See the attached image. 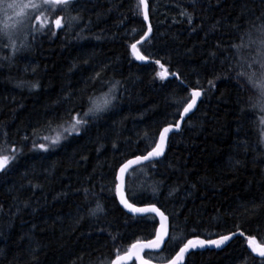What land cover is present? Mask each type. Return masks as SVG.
I'll return each mask as SVG.
<instances>
[{
    "label": "trees",
    "instance_id": "obj_1",
    "mask_svg": "<svg viewBox=\"0 0 264 264\" xmlns=\"http://www.w3.org/2000/svg\"><path fill=\"white\" fill-rule=\"evenodd\" d=\"M136 2L77 0L71 14L79 22L68 27L67 13H59L65 26L57 30V13L47 12L44 23L13 42L0 28V155L16 150L0 173V264H109L117 250L150 239L158 219L128 213L114 175L178 121L195 89L202 100L155 168L138 166L127 176L130 202L163 205L169 216L173 243L151 259L168 262L195 236L242 232L219 248L190 253L184 264H264L247 246L249 236L264 244V113L254 107L264 101V0H148L152 34L138 45L148 64L131 48L147 30ZM155 60L180 79L160 80ZM249 63L255 84L237 76ZM116 82L109 111L88 117L79 135L64 131L83 118L88 96L102 104ZM97 202L104 211L92 216Z\"/></svg>",
    "mask_w": 264,
    "mask_h": 264
},
{
    "label": "snow or ice",
    "instance_id": "obj_2",
    "mask_svg": "<svg viewBox=\"0 0 264 264\" xmlns=\"http://www.w3.org/2000/svg\"><path fill=\"white\" fill-rule=\"evenodd\" d=\"M77 3V0H39V2H33L30 5H18V4H7L6 9H14L16 7L28 8L30 7L35 13H38L39 17H42L47 12L57 13L56 18L54 20L55 29L59 30L65 26V16L60 15L59 13H67V21L68 27H71L73 23H77L80 21L81 17L79 14L72 15V11L74 10V5ZM195 0H193V4ZM135 11L137 14L143 16L144 21L149 20V2L148 0H137L135 4ZM181 15L187 16L188 22L191 23L192 14L187 12V10L183 11ZM152 33V25L148 23L146 32L143 33L140 39L136 40L135 43L131 45L133 50V54L135 58L140 61H147L149 59L148 56L141 54L139 49L137 48V44H142L145 40L148 39L150 34ZM52 35H55V31H52ZM250 43H255L251 39V33H248ZM11 37H9L10 39ZM260 51L258 52V56L264 57V40L260 41ZM239 48V45L236 46ZM214 55V54H213ZM155 63L160 65L163 71L156 73L160 80H167L169 77V73L167 69L164 68V65L160 63V60H155ZM252 63H261V61L254 58ZM252 63L248 64L249 72H239L237 76H244L251 84L256 83L257 72L252 70ZM99 73L96 74V77H99ZM172 76L180 79L178 72H172ZM218 78V77H217ZM181 84L184 83L183 80L180 81ZM26 82H21L18 86L22 87ZM111 83V82H110ZM119 82L111 84L109 91L103 94V103H98L93 99L92 96H88L87 100L90 102V106L87 111L82 113L83 118H77L75 122L71 125L70 128H65L64 131L71 134L75 132L79 135V128L82 126H86L88 123V117L95 118L96 116L109 111L113 106V102L117 99L115 92L117 90V85ZM199 85V81L196 82ZM210 85L214 87L213 81H208ZM28 86L31 88H38V83H30L28 82ZM259 86L262 90V95H264V64H261V74H260V82ZM202 95L200 90H193L191 93V98L188 99L185 104L182 106V114L180 115V121L184 120L185 116H188L189 113L193 111L196 107L197 99ZM258 107L262 113H264V101L260 102L258 105L254 106ZM180 111V109H178ZM52 122L49 121L48 125L51 126ZM180 129V123L175 122V127L173 124H168L164 126L162 130L158 133V137L154 139L150 145V150H147L144 153L135 155L133 159H128L126 162L121 163L118 166V169L114 175L113 179V187L116 194L120 198V203L124 206L125 209L130 213L138 214V215H152L153 219L158 217L157 224L154 227L153 233L151 234V238L147 240H136L135 243H132L130 248H128L123 254H120L119 250L115 253V259L110 260L109 264H128L129 261H132L135 258L139 264H152L151 261V252L158 251L165 245V241L168 240L169 246L172 245L173 240L169 238V216L165 214V211L162 210L163 205L157 206L156 203H148L143 207H138L135 203L130 202L129 195L134 197V193H129L126 187V176L130 175V169L134 172V165L136 166H144L155 168L156 163L159 162V158L163 157L165 154V149L167 145V140L169 133H172L174 130L178 131ZM6 135V133L4 134ZM66 138V137H64ZM145 138H147V133L145 134ZM43 140H48V136L42 137ZM61 142V137L58 135L55 139L51 140V144L53 146L58 145ZM33 147H38L43 151H48V147L44 143H39L38 145L33 142ZM113 147H116L114 144ZM13 155L11 157L7 155H0V172L5 171L8 167L9 163L16 159V150L11 149ZM147 162V163H146ZM85 192L88 190L85 189ZM159 191L158 186L153 187V193L155 194ZM171 194V193H170ZM103 206L97 202L96 207L90 210V215L96 216L100 213H103ZM194 231V230H193ZM241 236L244 234L241 232ZM231 239V236L224 235L220 236L219 239H200L199 236H195L191 239H187L182 243V246H179V250L175 252V255L172 256L168 260V264H184L185 255L189 253L191 250H195L197 248H204L207 245H215L219 248L225 242ZM115 240V237H113ZM249 246L252 251L255 252L258 256L264 257V244L258 243L255 236H249ZM150 250V256L148 259L142 255L145 250Z\"/></svg>",
    "mask_w": 264,
    "mask_h": 264
},
{
    "label": "rangeland",
    "instance_id": "obj_3",
    "mask_svg": "<svg viewBox=\"0 0 264 264\" xmlns=\"http://www.w3.org/2000/svg\"><path fill=\"white\" fill-rule=\"evenodd\" d=\"M33 2H39V0H0V28L3 32V35H5L7 38L11 37L9 39L10 42H13L15 38L23 35V33L29 34L30 31L28 28L30 26H34V23L37 24L40 21L41 23H44V21L43 16L37 19L39 14L35 13L30 7H16L14 9H6L5 6L7 4L30 5ZM26 26L27 29L25 28Z\"/></svg>",
    "mask_w": 264,
    "mask_h": 264
},
{
    "label": "water",
    "instance_id": "obj_4",
    "mask_svg": "<svg viewBox=\"0 0 264 264\" xmlns=\"http://www.w3.org/2000/svg\"><path fill=\"white\" fill-rule=\"evenodd\" d=\"M151 21H150V11H149V20L148 21H146V23L148 24V23H150ZM152 34V33H151ZM151 34H150V36H151ZM149 36V37H150ZM148 37V38H149ZM137 48H138V45H137ZM139 49V48H138ZM140 51V50H139ZM132 52H133V50H132ZM141 52V51H140ZM141 54H143L142 52H141ZM135 56V55H134ZM138 61H140V60H138ZM149 61V59L147 60V61H140V62H148ZM165 68V67H164ZM166 69V68H165ZM170 77H174V76H172L171 74L169 75V77L168 78H170ZM196 90V89H195ZM193 91V90H192ZM201 91V90H200ZM201 97H202V95L197 99V103H196V107L193 109V111L191 112V113H189L188 114V116L189 115H191L196 109H197V107H198V104H199V102H200V99H201ZM188 116H185L184 117V120H186V118L188 117ZM184 120L183 121H180V119H179V123H180V129L178 130V131H176V130H174L172 133H169V136H168V140H167V145H166V149H165V153H166V150H167V147H168V143H169V138H170V136L173 134V133H178V132H180L181 130H182V125H183V123H184ZM173 127H175V124H173ZM162 158V157H161ZM131 159H133V158H131ZM160 159V158H159ZM147 163V162H146ZM135 167H137L136 165H134L133 166V168H135ZM131 170V169H130ZM129 170V171H130ZM1 173V172H0ZM126 179H127V176H126ZM117 198H118V200H119V203H120V198H119V196L117 195ZM120 205L124 208V206L120 203ZM138 207H143V206H139V205H137ZM145 206V205H144ZM125 209V208H124ZM127 212H128V210L127 209H125ZM128 213H130V212H128ZM130 214H133V215H138V214H134V213H130ZM158 218V217H157ZM168 223H169V235H170V220L168 221ZM241 232H239V233H235V234H229V236H231V239L230 240H232V239H234L237 235H239ZM217 239H219V238H217ZM205 240V239H204ZM216 240V239H215ZM247 240H248V238H247ZM166 242H167V240L165 241V244H166ZM249 240H248V248H249V250L251 251V252H253L252 251V249H251V247L249 246ZM164 247H165V245L164 246H162V248L161 249H159L158 251H162L163 249H164ZM206 248H217L215 245H207V246H205L204 248H197V249H195V250H203V249H206ZM147 250V249H146ZM145 250V251H146ZM192 251H194V250H191L189 253H187L186 255H185V260H184V262L186 261V258L188 257V255L192 252ZM253 254H255L256 256H258L255 252H253ZM142 255H144V253L142 254ZM145 256V255H144ZM258 257H260V256H258ZM146 258V257H145ZM147 259V258H146ZM133 260H135V258H133ZM136 261V260H135ZM152 261V260H151ZM131 261H129L128 262V264L130 263ZM136 263L137 264H139V262L138 261H136ZM152 264H161V263H158V262H154V261H152ZM164 264H168V262L167 263H164Z\"/></svg>",
    "mask_w": 264,
    "mask_h": 264
},
{
    "label": "bare ground",
    "instance_id": "obj_5",
    "mask_svg": "<svg viewBox=\"0 0 264 264\" xmlns=\"http://www.w3.org/2000/svg\"><path fill=\"white\" fill-rule=\"evenodd\" d=\"M150 21H151V19H150ZM145 22H146V21H145ZM150 23H151V22H150ZM146 24H147V23H146ZM147 25H148V24H147ZM151 25H152V23H151ZM145 41H146V40H145ZM145 41H144V42H145ZM139 50H140V49H139ZM137 61H138V60H137ZM139 62H140V61H139ZM150 62H151V59H149L148 62H140V63H142V64H148V63H150ZM168 79H169V78H168ZM201 92H202V91H201ZM202 98H203V92H202V97H201L200 101L202 100ZM189 116H190V115H189ZM189 116H188V117H189ZM188 117H187V118H188ZM187 118H186V119H187ZM178 121H179V119H178ZM178 121H177V122H178ZM185 121H186V120H184V122H185ZM183 125H184V123H183ZM183 125H182V127H183ZM237 233H239V232H237ZM233 234H235V233H233ZM239 235H240V234H239Z\"/></svg>",
    "mask_w": 264,
    "mask_h": 264
}]
</instances>
